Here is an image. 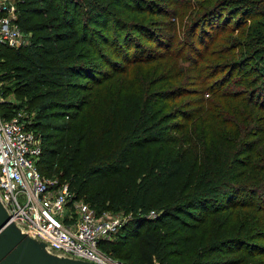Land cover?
I'll use <instances>...</instances> for the list:
<instances>
[{
    "label": "trees",
    "instance_id": "1",
    "mask_svg": "<svg viewBox=\"0 0 264 264\" xmlns=\"http://www.w3.org/2000/svg\"><path fill=\"white\" fill-rule=\"evenodd\" d=\"M161 2L17 1L30 40L0 44L2 78L35 107L36 167L97 211L130 214L99 242L124 264H264V0L197 3L178 30ZM150 16L169 20L156 30ZM208 28L227 43L212 62ZM137 65L144 89L106 87ZM3 104L9 117L17 105Z\"/></svg>",
    "mask_w": 264,
    "mask_h": 264
},
{
    "label": "built area",
    "instance_id": "2",
    "mask_svg": "<svg viewBox=\"0 0 264 264\" xmlns=\"http://www.w3.org/2000/svg\"><path fill=\"white\" fill-rule=\"evenodd\" d=\"M17 1L0 0V44L12 48L30 40L16 23ZM29 123L0 113V202L10 220L53 254L96 264H124L101 250L99 242L113 239L130 214L97 212L73 197L68 182L41 174L35 164L41 140Z\"/></svg>",
    "mask_w": 264,
    "mask_h": 264
},
{
    "label": "rangeland",
    "instance_id": "3",
    "mask_svg": "<svg viewBox=\"0 0 264 264\" xmlns=\"http://www.w3.org/2000/svg\"><path fill=\"white\" fill-rule=\"evenodd\" d=\"M162 4H164L165 8H168V10H177L176 12L178 13V16H176V18H172L170 17V20L171 19H174L175 22L177 23L175 28L178 30V28L182 29V27H178V23L180 22V15H182L183 17V21L182 23L184 24V22L188 21L190 19L189 17V13L191 12H198V7H197V3L198 5L200 3L202 4H206V1L208 0H183V4L180 6L179 5H176V4H168L166 1L167 0H161ZM169 2V1H168ZM212 2V0H211ZM178 4V3H177ZM140 18H136V20H139ZM147 22L150 21V24L149 26H151V28L153 29H156L158 30L157 28L155 27H158V26H161L163 27L162 25H155L156 23H159L160 21H168L169 19H166V18H163L161 16H150L149 18L146 19ZM159 21V22H157ZM251 21L248 20V23L247 24H251L249 23ZM202 24V23H201ZM201 24L199 25V29L202 27V26H205L207 27V25L203 24L201 26ZM247 26V25H245ZM203 28V27H202ZM247 27H244V29H246ZM209 30V35L208 34H201V37L203 38L204 42L207 44L208 42H211L210 43V47H207V54H208V60L210 62H212V57L210 59L209 56H212V55H222V51L227 48V43L225 42H216L215 43V46H212V40L210 41L211 39V36H210V33H212V28H208ZM239 31V30H237ZM236 31V32H237ZM234 33L233 35H236L237 33ZM181 34V32H180ZM199 46H201L199 44ZM3 59H0V102L2 101L3 105H5L6 107H12L11 105H17V107L15 108H12L13 110V113L10 114V116H18L22 119H25V120H28V121H34V118H35V107H28L26 103H21V101L15 96L14 92H13V86H12V83L14 82V80L12 79V77L10 78H2L5 74H7V68L2 66V61ZM181 64H184L183 61L180 62ZM146 66L144 65H137L136 67L132 68V70L126 74V75H117V79L113 80L112 82L111 81H108L109 83L106 84V87L108 85H110V90L111 91H116V89L118 88L119 84L118 82H121L122 85H121V88H125V87H128V88H133L134 90H139L140 91V87L144 89V82L140 81V78L143 76V69L145 68ZM118 81V82H117ZM172 82L170 81H162L160 83H156L152 88L153 90H157L159 89L160 87L162 86H168L170 85ZM192 88H195V86ZM76 93H78L79 95H76V96H81V98H83L84 96L86 97L87 96V92L86 91H82V90H79L77 91ZM206 97V95H205ZM187 101L188 99L187 98H183V99H180V101L178 100V102H183V101ZM25 102V101H23ZM184 108V107H183ZM54 122V124L58 125H62L63 122H65L67 120L66 117H64L63 119H51ZM64 120V121H63ZM190 126V125H189ZM47 131H49V129H46ZM51 131V129H50ZM53 131V130H52ZM56 178L60 181L59 177L57 175H55ZM81 200L85 201V202H88L90 203L88 200L85 199L84 196H80ZM93 205V204H91ZM94 206V205H93ZM91 206L94 210L97 211V208L94 206ZM100 211H105V212H108V213H117L116 211H112L110 209H107V208H103L101 209ZM100 211H97V212H100ZM114 239V238H113ZM111 239V240H113ZM110 240V241H111ZM105 248V247H104Z\"/></svg>",
    "mask_w": 264,
    "mask_h": 264
},
{
    "label": "water",
    "instance_id": "4",
    "mask_svg": "<svg viewBox=\"0 0 264 264\" xmlns=\"http://www.w3.org/2000/svg\"><path fill=\"white\" fill-rule=\"evenodd\" d=\"M0 264H96L89 260L53 254L45 244L26 235L0 202Z\"/></svg>",
    "mask_w": 264,
    "mask_h": 264
}]
</instances>
